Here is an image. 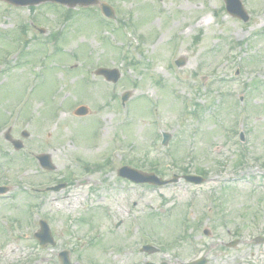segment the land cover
I'll list each match as a JSON object with an SVG mask.
<instances>
[{"label":"rangeland","instance_id":"1","mask_svg":"<svg viewBox=\"0 0 264 264\" xmlns=\"http://www.w3.org/2000/svg\"><path fill=\"white\" fill-rule=\"evenodd\" d=\"M109 1L128 28L119 46L137 68L109 48L116 36L98 7L66 14L61 6L16 9L0 1V123L22 97L27 105L10 129L27 157L0 128V171L9 172L2 182L17 181L0 215L19 218L26 234L8 243L0 229V264H61L63 251L78 263L142 264L141 234L167 245L155 258L169 264L201 256L208 264H264V0H241L248 23L229 15L224 0ZM23 24L45 29L38 35L45 50L27 30L21 54L11 32ZM100 67L119 70L121 79L88 78ZM81 106L85 117L74 113ZM40 154L53 171L34 160ZM123 166L165 180L186 175L185 166L190 175L203 170L207 183L134 185L117 176ZM39 185L64 188L32 190L35 199L21 193ZM41 221L55 240L43 250L34 237ZM232 241L238 244L229 247Z\"/></svg>","mask_w":264,"mask_h":264},{"label":"water","instance_id":"2","mask_svg":"<svg viewBox=\"0 0 264 264\" xmlns=\"http://www.w3.org/2000/svg\"><path fill=\"white\" fill-rule=\"evenodd\" d=\"M4 1H7V2H9L13 5H17V6H25V5H28L29 3H31V5H35V4H39L41 2L53 1V2H59L62 4L69 5L71 7H75L76 5L89 6V5L97 4V2H98V0H4ZM226 2L228 5V10L232 15L239 17L245 21L249 20V17L247 16V14H246L245 10L243 9L241 2L239 0H226ZM103 12L106 16H108L110 18H115L113 10L110 7L103 5ZM102 74L106 75L108 80L114 81V82H116L119 78V75L117 76V75H114V74H112L110 72H106V71H104ZM119 174L121 176L129 178L130 180H132L134 182H151V183L160 184V185L165 183V182L157 179L155 176L143 175V174H139V173L137 174V172L132 171L128 168L122 169L119 172ZM44 233L48 234V229H46L45 225H43V232L41 235H43ZM47 239H50V236ZM47 239H45V240L47 241ZM50 242H51V240H50ZM45 243L46 242H44V244Z\"/></svg>","mask_w":264,"mask_h":264},{"label":"flooded vegetation","instance_id":"3","mask_svg":"<svg viewBox=\"0 0 264 264\" xmlns=\"http://www.w3.org/2000/svg\"><path fill=\"white\" fill-rule=\"evenodd\" d=\"M151 261V260H150ZM178 262V261H177ZM153 263L155 264H160V263H157L156 261H154ZM162 263V262H161ZM178 264H181L180 262H178Z\"/></svg>","mask_w":264,"mask_h":264},{"label":"bare ground","instance_id":"4","mask_svg":"<svg viewBox=\"0 0 264 264\" xmlns=\"http://www.w3.org/2000/svg\"><path fill=\"white\" fill-rule=\"evenodd\" d=\"M76 200H78V198H76Z\"/></svg>","mask_w":264,"mask_h":264}]
</instances>
